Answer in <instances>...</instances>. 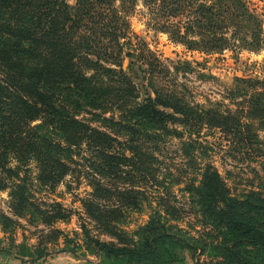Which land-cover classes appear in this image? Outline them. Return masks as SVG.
Returning <instances> with one entry per match:
<instances>
[{"label":"trees","instance_id":"trees-1","mask_svg":"<svg viewBox=\"0 0 264 264\" xmlns=\"http://www.w3.org/2000/svg\"><path fill=\"white\" fill-rule=\"evenodd\" d=\"M137 14L193 53L264 49L263 15L250 0H77L74 6L0 0V191H10L13 207L34 206L30 184L21 178L30 172L43 186L78 173L90 181L96 200H111L109 183L126 166L119 133L127 144L145 147L182 137L177 124L222 129L218 116L189 102L175 84L192 72L190 64L169 67L135 35L131 18ZM249 93L254 120H264V80H237L228 91L230 97ZM82 113L101 127L78 120ZM75 158L89 164L73 168ZM203 190L205 225L216 233L208 235L210 245L197 248L159 223L140 246L123 247L83 226L87 248L111 261L104 264H176L185 249L209 252L203 264H264V205L232 197L214 169L205 171Z\"/></svg>","mask_w":264,"mask_h":264},{"label":"rangeland","instance_id":"rangeland-1","mask_svg":"<svg viewBox=\"0 0 264 264\" xmlns=\"http://www.w3.org/2000/svg\"><path fill=\"white\" fill-rule=\"evenodd\" d=\"M66 1L74 6L77 0ZM250 3L264 21V0ZM147 23L140 14L131 18L135 35L166 65L173 68L190 64L192 72L180 75L175 84L186 91L189 102L218 116L222 129L177 124L174 129L182 137L165 136L145 147L127 144L129 138L119 133L116 139L126 146L122 147L126 150V166L124 174L109 183L114 193L109 201L96 200L90 181L78 173L54 186L41 185L33 172L21 173L30 184L27 194L34 206L13 207L10 191H0V264L10 260L43 264L56 259L62 264L111 263L89 251L83 226L93 237L117 247L140 246L157 233L154 228H160L159 223L170 234L184 235L197 248L210 245L208 235L214 237L216 233L205 225V212L201 210L207 169L218 171L232 197L264 205V120L253 118L251 93L228 95L237 80H264V49L205 56L149 29ZM127 65L128 61L125 69ZM77 119L101 127L89 114H79ZM87 148L82 145L83 152ZM75 160L73 168L89 164ZM88 203L98 207H85ZM208 255L185 249L179 252L182 262L176 264H187V259L203 264Z\"/></svg>","mask_w":264,"mask_h":264},{"label":"crops","instance_id":"crops-1","mask_svg":"<svg viewBox=\"0 0 264 264\" xmlns=\"http://www.w3.org/2000/svg\"><path fill=\"white\" fill-rule=\"evenodd\" d=\"M3 264H21L20 261H17V260H10V261H7ZM38 264H42V263H38ZM43 264H62V262L59 260V259H56L55 261L51 262V263H43ZM187 264H192L191 260L190 259H187Z\"/></svg>","mask_w":264,"mask_h":264}]
</instances>
